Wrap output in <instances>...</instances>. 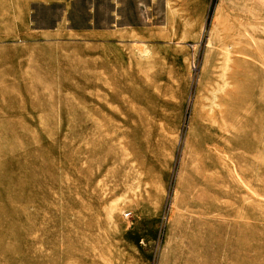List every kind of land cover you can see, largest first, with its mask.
<instances>
[{
	"label": "rangeland",
	"instance_id": "obj_1",
	"mask_svg": "<svg viewBox=\"0 0 264 264\" xmlns=\"http://www.w3.org/2000/svg\"><path fill=\"white\" fill-rule=\"evenodd\" d=\"M84 6L0 0V264H264V0Z\"/></svg>",
	"mask_w": 264,
	"mask_h": 264
},
{
	"label": "crops",
	"instance_id": "obj_2",
	"mask_svg": "<svg viewBox=\"0 0 264 264\" xmlns=\"http://www.w3.org/2000/svg\"><path fill=\"white\" fill-rule=\"evenodd\" d=\"M46 5L65 3L63 22L71 21L75 9L83 2L85 21L78 31L85 37L116 43H143V27L159 19V11L178 6L180 0H35ZM77 28V27H76ZM117 39V40H116Z\"/></svg>",
	"mask_w": 264,
	"mask_h": 264
}]
</instances>
